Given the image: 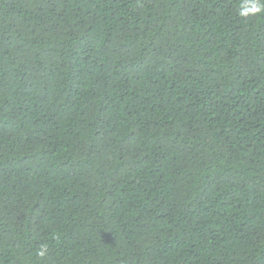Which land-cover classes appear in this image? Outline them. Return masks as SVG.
I'll return each instance as SVG.
<instances>
[{
	"label": "trees",
	"instance_id": "1",
	"mask_svg": "<svg viewBox=\"0 0 264 264\" xmlns=\"http://www.w3.org/2000/svg\"><path fill=\"white\" fill-rule=\"evenodd\" d=\"M240 3L0 0V264H264Z\"/></svg>",
	"mask_w": 264,
	"mask_h": 264
},
{
	"label": "clouds",
	"instance_id": "2",
	"mask_svg": "<svg viewBox=\"0 0 264 264\" xmlns=\"http://www.w3.org/2000/svg\"><path fill=\"white\" fill-rule=\"evenodd\" d=\"M264 13V0H241L239 15L241 17H249ZM39 255L43 257L45 251L42 249Z\"/></svg>",
	"mask_w": 264,
	"mask_h": 264
}]
</instances>
